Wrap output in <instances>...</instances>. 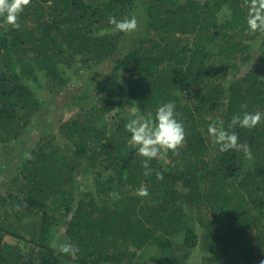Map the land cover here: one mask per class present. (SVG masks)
Returning a JSON list of instances; mask_svg holds the SVG:
<instances>
[{
	"label": "trees",
	"instance_id": "obj_1",
	"mask_svg": "<svg viewBox=\"0 0 264 264\" xmlns=\"http://www.w3.org/2000/svg\"><path fill=\"white\" fill-rule=\"evenodd\" d=\"M249 6L30 0L19 28L0 17V150L20 141L43 95L63 93L79 68L121 51L128 32L110 17L143 26L109 76L66 106L78 111L56 134L20 151L18 164L0 163V175L12 174L0 193V264L264 262V32L248 29ZM167 102L184 142L145 167L125 124ZM244 111H259L260 123L231 126ZM214 121L239 147L220 151L208 131ZM66 243L70 254L59 251Z\"/></svg>",
	"mask_w": 264,
	"mask_h": 264
},
{
	"label": "clouds",
	"instance_id": "obj_2",
	"mask_svg": "<svg viewBox=\"0 0 264 264\" xmlns=\"http://www.w3.org/2000/svg\"><path fill=\"white\" fill-rule=\"evenodd\" d=\"M29 3L30 0H0V17L6 24L19 28V16ZM246 21L249 30L264 32V0H250ZM109 23L121 32L133 31L138 26L135 16L123 20H117L113 16L109 18ZM177 116L174 102H167L157 108L155 117L151 115L146 117L143 113H137L125 124L126 130L131 133L129 142L136 148L139 155L146 158L144 160L145 167H147L148 161L157 158L162 150L174 151L184 142V125L177 119ZM261 119L262 115L259 111H244L242 115L233 114L231 126L254 128ZM208 131L215 137L220 151L226 152L239 147L238 135L234 131L226 130L223 121H214L208 126ZM138 194L147 196L148 191L141 187L138 189ZM59 251L70 254L74 248L71 244L66 243L60 246Z\"/></svg>",
	"mask_w": 264,
	"mask_h": 264
},
{
	"label": "rangeland",
	"instance_id": "obj_3",
	"mask_svg": "<svg viewBox=\"0 0 264 264\" xmlns=\"http://www.w3.org/2000/svg\"><path fill=\"white\" fill-rule=\"evenodd\" d=\"M143 33V26L140 24V18H138V26L135 30L127 33L125 37L121 51L111 60L107 61L98 67H94L88 71L85 68H79L78 73L74 76L73 84L65 90L63 93L53 96L51 94L43 95L44 104L41 110L38 112L34 118L29 129L22 135V138L17 144H12L1 148L0 150V163L5 165L18 164L19 152H24L28 154V151L35 147L40 139L45 138L47 134H56L57 128L63 120L74 116L78 111L77 106L69 107V103L74 101L81 92L84 91L85 85L89 82L97 83L103 80V78L109 76L110 71L113 69L116 60L120 59L125 52L136 47L140 37ZM85 113V112H84ZM82 113V114H84ZM63 118V119H62ZM12 174L0 175V193L7 190V182ZM5 241L10 244H19L17 239L6 237ZM151 253V252H148ZM149 256L147 255V259ZM192 264H194L192 262Z\"/></svg>",
	"mask_w": 264,
	"mask_h": 264
}]
</instances>
